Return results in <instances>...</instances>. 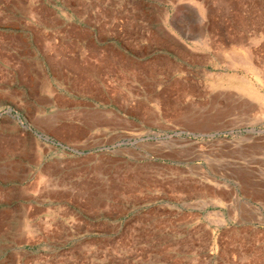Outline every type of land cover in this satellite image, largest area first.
I'll list each match as a JSON object with an SVG mask.
<instances>
[{
  "label": "rangeland",
  "instance_id": "1",
  "mask_svg": "<svg viewBox=\"0 0 264 264\" xmlns=\"http://www.w3.org/2000/svg\"><path fill=\"white\" fill-rule=\"evenodd\" d=\"M0 264H264V0H0Z\"/></svg>",
  "mask_w": 264,
  "mask_h": 264
},
{
  "label": "crops",
  "instance_id": "2",
  "mask_svg": "<svg viewBox=\"0 0 264 264\" xmlns=\"http://www.w3.org/2000/svg\"><path fill=\"white\" fill-rule=\"evenodd\" d=\"M167 37V39H169V40H172V41H175L176 39H175V37H172V36H170V35H164V38H166ZM56 63H58V61L56 60ZM10 177H11V175H10Z\"/></svg>",
  "mask_w": 264,
  "mask_h": 264
},
{
  "label": "bare ground",
  "instance_id": "3",
  "mask_svg": "<svg viewBox=\"0 0 264 264\" xmlns=\"http://www.w3.org/2000/svg\"><path fill=\"white\" fill-rule=\"evenodd\" d=\"M18 141V140H17Z\"/></svg>",
  "mask_w": 264,
  "mask_h": 264
}]
</instances>
